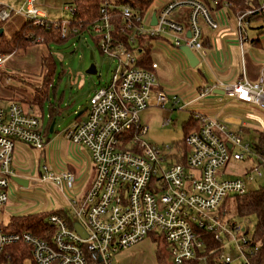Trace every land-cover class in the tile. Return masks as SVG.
<instances>
[{
  "label": "built area",
  "instance_id": "1",
  "mask_svg": "<svg viewBox=\"0 0 264 264\" xmlns=\"http://www.w3.org/2000/svg\"><path fill=\"white\" fill-rule=\"evenodd\" d=\"M211 1L213 8L202 0H151L142 10L109 0L100 4L98 19L88 29L97 37L100 52L116 65L110 79L90 96L86 117L63 133L74 147L89 153L93 177L82 195L67 198L71 223L57 212L47 213L51 230L45 231V237L13 226L14 217L6 223L3 220L9 184L19 176L15 173V146L21 143L43 151L46 141L41 120L31 108H24L17 100L0 99V264H23L25 260L31 264H109L113 254L152 234L163 237L172 264L189 260L254 264L251 258L258 244L253 235L220 208L224 199L250 192L249 186L264 177L260 167L264 157L243 140L242 129L229 130L223 120L193 112L198 124L183 136L184 163L174 160L181 152L172 155L171 147L152 145L140 138L147 127L140 123L139 112L167 101L157 83L158 64L152 58L144 60L146 48H152L156 41L169 42L179 50L185 45L200 63L206 55L205 29L228 31L221 10L231 9V4L217 6V0ZM38 2L26 0L22 13L8 11L0 3V22L21 15L33 26L57 30L61 38L74 37L84 29L83 22L72 17L73 5L64 7L70 14L68 20L50 21L38 9ZM245 2L249 7L234 12L240 46L249 40V17L264 22V0ZM153 12L155 24L151 22ZM10 56L0 55V67ZM241 67L240 78L217 79L197 89L198 99L221 90L227 97L264 108V65L255 80L245 75L243 53ZM9 80L8 76L5 82ZM173 101L176 104L179 98L175 96ZM163 122L167 125L170 119ZM245 159L256 164L239 175L228 173L231 161ZM43 169L46 171V166ZM61 180L69 188L75 183L69 171L61 177L48 172L39 177L40 182L54 184ZM75 221L86 237L74 230Z\"/></svg>",
  "mask_w": 264,
  "mask_h": 264
},
{
  "label": "rangeland",
  "instance_id": "2",
  "mask_svg": "<svg viewBox=\"0 0 264 264\" xmlns=\"http://www.w3.org/2000/svg\"><path fill=\"white\" fill-rule=\"evenodd\" d=\"M25 1L0 0V3L8 11L12 9L15 12L19 11L22 13ZM70 1L39 0L37 7L46 13L50 21L58 19L68 20L70 14L64 10V7ZM221 11L227 19L225 26L236 32V19L233 11L227 7H223ZM25 21L23 16L15 14L6 21L0 22V24L5 35L10 38L11 33ZM260 22L259 20L256 23L251 22L249 28H247L248 37L251 38L258 35L259 42L252 44L249 41H245L244 54L250 63L263 65L264 23L260 24ZM28 34L30 35L31 33L28 32ZM93 38L95 37L82 34L78 38L67 37L60 42H51L49 45L50 58L46 57V49L48 48L42 43L35 45L28 43L26 52L19 50L1 64L0 99L6 100L11 98L12 95L18 97L24 108H31L40 118L42 127L47 128L48 125L54 122V125H52L54 127L53 134L60 133V137L61 135L63 136L64 131L74 123L76 113L89 104V98L94 90L103 86L110 79L116 65V61L100 52L95 46ZM41 40L43 38H40ZM169 41L172 42V39H169ZM246 43L249 44V48H246ZM8 44L11 43L8 42ZM151 50V58L158 64L157 83L166 96L167 101L164 102L163 106H149L139 112L140 123L147 127L146 133L140 138L152 145L171 147L169 152L172 151L173 155L176 152H181L179 144L183 142L184 126L190 118V111L188 110L198 111V107L194 104L192 105L193 108H184L186 103L196 101L199 95L197 89H190L189 86L194 81H199L200 84H205L207 81L210 82L214 75L212 71L214 61L207 57V61L201 59L200 63L195 67H191L185 61L182 52L169 44V42L156 41L152 44ZM235 58H237V54L232 55V59L234 60ZM92 63L96 67V74L86 73L87 68ZM215 66L214 72L218 74L219 68L216 64ZM49 72L52 73L53 78L45 88L44 100L43 102L41 101V104L35 103L33 99L38 101L37 98L41 91L42 74ZM8 76L10 80L5 82ZM53 89L56 91V110L54 114L49 110V99L53 100ZM194 90L195 92H193ZM175 96L179 98L176 104L173 101ZM228 100V98H224L223 103H227ZM203 101L200 100L198 104ZM248 105L250 106V114L253 116L250 121L255 126V129H250L249 132L244 131L240 135L243 140L254 143L258 138V131L256 130L264 132V108L253 104ZM49 113L53 114L52 118H55L53 122H49ZM166 119H170V123L167 125L163 122ZM229 130L231 129L229 128ZM49 134L53 135L52 132ZM41 152V150L29 147L19 151L20 165L23 168V173H26L29 183L27 187H24L14 181L10 182L9 201L3 211L5 223L11 217H14L12 218V225L16 226L17 219L22 218L16 216H27L33 212L40 211L46 213L57 211L60 207L65 206V193L69 194L72 189L67 187L63 180L57 184H51L49 182H40L38 178L40 176L39 172L43 174L48 172L54 177H61L67 171L64 168L66 164L51 166L52 164L50 163L49 165L48 160L46 163L48 169L46 171L44 169L39 170L38 165L42 166V162L38 161ZM57 160L61 161V158L58 157ZM58 161L55 160L56 163H61ZM255 164L251 159L231 161L227 166V171L240 174ZM260 167L264 172V165ZM59 188H63L64 192H61ZM258 188H264V177L257 178L249 186L251 191ZM230 198L225 200L226 204L222 207V211L226 213V217H231L252 236L256 225V216L253 214L248 216L236 214L232 196ZM157 246L164 247L163 240L157 238V235H148L141 241L113 254L109 264H158L156 260ZM225 250L229 252V246H226ZM167 259L170 262L169 257ZM23 264L31 263L25 260Z\"/></svg>",
  "mask_w": 264,
  "mask_h": 264
},
{
  "label": "crops",
  "instance_id": "3",
  "mask_svg": "<svg viewBox=\"0 0 264 264\" xmlns=\"http://www.w3.org/2000/svg\"><path fill=\"white\" fill-rule=\"evenodd\" d=\"M234 16H235V13H234ZM206 31L208 32V37H207V40L205 41L206 55L203 60L207 61V57L208 59L211 58L212 61H214V67H216L215 64L218 66L219 73L218 74L215 73L214 72L215 69L213 67L212 71L214 75L210 82L207 81L205 84H200L199 81H194L189 86L190 89L192 88L202 89V87L210 85L217 79H220L223 81H233V80L240 78V75H241V71H242L241 57H242V53L244 54V46H245L244 44L245 43H243L242 46H240L236 40L235 31H232L230 28H228L227 32H223V33L211 32L208 29H205V32ZM253 38L256 39L255 41L259 42L258 35H255V37L249 38L248 41L251 42L252 44H255L254 42H252ZM249 47H250L249 44L246 43V48H249ZM233 54H237V58H235L234 60L232 59ZM244 57H245V75L247 76L248 79L255 80L259 75L261 66H263L264 64L262 65L259 63H255V64L250 63L246 59L245 54H244ZM157 70H156V74L158 75ZM217 91H220V90H216L214 94L207 95L204 98L197 99L196 101H191L190 103L189 102L186 103L184 105V108H189V107L193 108L192 105L194 104L198 107L197 108L198 111L188 110L190 111L189 115L193 114V112H198V113H202L206 115L207 117L221 119L226 123L227 127L233 131L234 130L238 131L239 129H242V133H243L244 132L243 129L245 128L255 129V126L252 125L250 121V119L253 117L252 114H250L251 111H249L250 106L248 104L239 102L233 98L227 97L223 94L221 95L220 93H217ZM193 92H195V90ZM52 93H53V100L48 98L49 105H50L49 110L55 109L56 91L53 89ZM47 96L50 97V95L48 94ZM224 98L229 99L228 102L225 104L223 103ZM59 100L61 99L59 98ZM200 100H204V101L201 104H198ZM87 106H85L83 109H80L76 113L73 124H75L78 121L83 120L86 117ZM51 116L52 114L49 113V122L50 121L53 122L55 119V118H52ZM51 125H54V122L48 125L47 128L42 127V129L44 128L43 132H44V138L46 141V145H45L46 150H43L38 157V161L42 162V166L38 165V169L43 170V166H46L47 168L46 163L49 160V165L51 163L52 164L51 166H59V165H63V163L66 164L64 168L74 175L75 183L73 184L72 188H70L72 190H70L69 194L65 193V206L60 207L58 209V210L68 211L69 213V207L67 205V198L68 196H71V195L80 196L85 192V190L87 189L93 177L92 164H91V160L89 157V153L84 148L74 147L71 143H69V141L65 139L64 135L63 136L61 135L60 137V133L53 134L54 127ZM187 125L189 127H193L191 121L187 123ZM51 127H52V131H50ZM261 130L263 131L262 128ZM51 132L53 135L49 134ZM27 148H28L27 146L22 145L21 143H18L14 149V162L16 165L15 173H17L22 178H26V179L28 178L26 176V173H23V168L20 165V159L18 158V154H19V151H22ZM58 157L61 158V161L57 160ZM55 160L61 163L58 164L55 162ZM39 173H40L39 174L40 176L41 174H43L42 172H39ZM228 173L230 175H239V174H234L229 171ZM38 181H39V178H38ZM39 213H41V211L38 212L37 214ZM37 214H32V215H37ZM23 216L24 215H20L16 217H23Z\"/></svg>",
  "mask_w": 264,
  "mask_h": 264
},
{
  "label": "trees",
  "instance_id": "4",
  "mask_svg": "<svg viewBox=\"0 0 264 264\" xmlns=\"http://www.w3.org/2000/svg\"><path fill=\"white\" fill-rule=\"evenodd\" d=\"M104 0H71L69 4L73 5L75 7V12L73 14V18L80 19L83 22L82 28L83 30L80 31V34L75 35L74 37H79L82 34H88L93 38L95 41V46L98 47V39L95 35L90 33L89 26L97 21L98 15H99V6ZM110 2L119 3V4H128L135 10H142L146 7H149L151 0H109ZM206 5H208L210 8H213V3L211 0H202ZM223 2H229L231 4V8L233 12H236L237 10H244L245 8L249 7L248 4L245 2V0H217V6H220ZM249 22L256 23L257 19L255 17H249ZM263 20H261L260 24H263ZM262 26V25H261ZM0 28L1 24H0ZM253 28V27H252ZM3 29V28H2ZM28 32L32 35L29 37ZM43 38V40L37 41V38ZM66 38H61L57 30L55 29H46L44 27H37L33 26L29 22H23L20 27H18L15 31H13L10 35V38L5 35V32L3 30L2 33H0V55L1 54H8L13 56L16 54L19 50H22L23 52H26L25 50L28 48L26 45L29 43L32 44H38L42 43L44 46H46L48 49L46 57L50 58V52H49V45L51 42H60L65 40ZM256 39H252V42L257 43L258 41H255ZM10 42L11 44H8ZM149 47V46H148ZM146 48V52L143 54L145 62H148L151 60V52L149 49ZM10 56V57H11ZM9 57V58H10ZM8 58V59H9ZM47 60V59H46ZM42 73V72H41ZM52 73H43L42 74V84L40 86V95L37 98L38 101L33 99V102L41 104V101L44 100L45 88L48 86V84L52 81ZM12 100L19 101L20 99L14 95H12ZM56 109H50L51 112H55ZM52 114V116H53ZM51 116V117H52ZM192 122V126H197L198 122L197 119L193 117L192 114H190V118L187 120L186 125L184 126L185 133L190 130L192 127H189L187 123ZM246 132H249L250 129L245 128L243 129ZM258 131V130H256ZM184 133V134H185ZM250 147L253 152L258 154L261 157H264V133L258 131V138L256 142L251 143ZM181 149L180 156H174V160L177 162L184 163L185 158H183V152H186V148L184 147L183 143L179 144ZM255 161V160H254ZM253 161V162H254ZM232 200L235 205V213L240 216H248V215H255L256 216V225L253 232V240L257 242L258 247L257 250L254 252V256L251 258L252 262L254 264H264V188H258L256 190L247 192L243 195H234L232 196ZM228 199V198H226ZM221 203L220 208L226 204L225 200ZM231 199V198H230ZM57 212L60 215H63L67 218V220L70 221L71 219L68 216V211L64 210H58L54 211ZM47 213L41 212L37 215H27L23 216L22 218L17 219L16 227L17 228H25L27 230H30L36 234H38L41 237H45V231H50V225L47 223L46 220ZM157 238H161L165 244L164 247L157 246L156 250V260L158 264H172L168 261V245L161 237L160 235H157ZM214 245V244H213ZM93 260V259H92ZM19 262V260H18ZM20 264V263H18ZM91 264H96L95 261H92ZM182 264H200L199 261L196 260H189L185 261Z\"/></svg>",
  "mask_w": 264,
  "mask_h": 264
},
{
  "label": "water",
  "instance_id": "5",
  "mask_svg": "<svg viewBox=\"0 0 264 264\" xmlns=\"http://www.w3.org/2000/svg\"><path fill=\"white\" fill-rule=\"evenodd\" d=\"M151 22H152V24H155V22H156V16H155L154 12L152 14ZM2 32H3V29L0 28V33H2ZM187 35H189V32L187 33ZM180 50L183 52V54L188 59V62H189L191 67H195L198 64L197 58L194 56V54L191 52V50L187 46H185V45L180 46ZM91 58H92V55H91ZM86 73H88V74H96L97 73V70H96L94 63L89 65V67L86 70ZM217 93L222 94V91L221 90L217 91ZM50 131H52V127H51ZM13 180L16 183H18L24 187H27V185H28V179H26V178L14 176ZM73 228L80 236H82L83 238L86 237V233H85L84 229L82 228V226L80 225L79 222L75 221L73 223ZM99 264H103V263H99Z\"/></svg>",
  "mask_w": 264,
  "mask_h": 264
}]
</instances>
